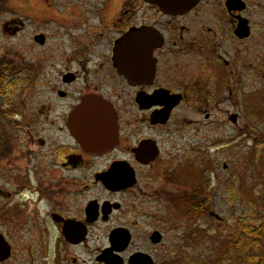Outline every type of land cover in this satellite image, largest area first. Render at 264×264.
Wrapping results in <instances>:
<instances>
[{
	"label": "flooded vegetation",
	"instance_id": "1",
	"mask_svg": "<svg viewBox=\"0 0 264 264\" xmlns=\"http://www.w3.org/2000/svg\"><path fill=\"white\" fill-rule=\"evenodd\" d=\"M195 1L177 13L149 0L14 1L2 28L17 40L15 80L36 93L15 112L22 137L0 128V264L50 246L58 262L68 250L71 264L75 251L103 264L115 232L128 237L123 264H162L183 222L216 217L214 129H246L237 103L264 70L247 52L255 0Z\"/></svg>",
	"mask_w": 264,
	"mask_h": 264
},
{
	"label": "rangeland",
	"instance_id": "2",
	"mask_svg": "<svg viewBox=\"0 0 264 264\" xmlns=\"http://www.w3.org/2000/svg\"><path fill=\"white\" fill-rule=\"evenodd\" d=\"M14 1L0 2V59H5L14 67L15 75L10 79L13 89H9L1 99H6L5 111H11L12 114L5 112L6 118L11 116L7 120L0 114V128L3 130H0V133L12 143L23 136L22 130L20 129L19 133L15 128V112H18L21 106L29 104L36 93L31 81L23 85L19 80H15L16 61L19 59L17 40L13 33L10 34L2 28L6 21L14 19L19 12ZM249 11L254 24V34L248 41L247 52L251 57L262 60L259 63L264 70V0L251 2ZM22 41L25 42V39ZM25 54L29 62H34L28 53ZM246 86V97L243 98L245 107L241 106L240 109L237 103L236 108L245 119L246 129L240 130L232 126L224 130L217 127L214 129L213 211L219 217L211 216L205 219L198 216L192 226L191 223L187 226L183 222L176 234L177 237L182 236L177 247L171 252L161 251L160 260L165 259L162 264H246L247 261L243 257L252 255H257V260L264 264V260L258 257L260 249L257 248L255 252L253 248H247V245L251 244L243 240V234L239 236L235 232L248 222L258 224L264 220V72L258 71L252 77L247 76ZM237 99L240 98H234L235 101ZM220 117L219 114L215 115V119ZM5 124L7 125L4 126ZM242 126L240 123V127ZM188 227L193 230L190 231ZM104 244V241L97 242L100 246ZM38 249L36 255H17L9 264H71V258L74 256L73 251L67 250L63 254L64 259L58 262L52 246L46 251ZM75 252L80 258L78 264H97L91 253Z\"/></svg>",
	"mask_w": 264,
	"mask_h": 264
},
{
	"label": "water",
	"instance_id": "3",
	"mask_svg": "<svg viewBox=\"0 0 264 264\" xmlns=\"http://www.w3.org/2000/svg\"><path fill=\"white\" fill-rule=\"evenodd\" d=\"M151 3L157 5L160 9L169 13L184 12L191 8L196 2L195 0H149ZM250 32L249 26L244 22L239 24L236 33L240 37L248 36ZM118 233V239H114L113 235L110 238V247L103 250L101 255L97 258L103 264H123L122 258L117 254L118 251L128 243V237L123 233ZM123 235V236H122ZM9 256V249H4L0 245V260L5 259ZM129 264H153L152 260L145 254H137L129 260Z\"/></svg>",
	"mask_w": 264,
	"mask_h": 264
},
{
	"label": "trees",
	"instance_id": "4",
	"mask_svg": "<svg viewBox=\"0 0 264 264\" xmlns=\"http://www.w3.org/2000/svg\"><path fill=\"white\" fill-rule=\"evenodd\" d=\"M11 64L7 62L5 59H0V99L2 96L11 88L10 79L13 78L14 75V67L10 66ZM6 100V99H5ZM264 219V218H263ZM241 227V228H240ZM237 234L241 236L242 234L245 236L243 240L248 241L250 245H247V248H253L254 251L259 248L260 252H258V257L261 260H264V220L260 221L258 224H254L248 222L244 226H240ZM262 248V251H261ZM256 252V251H255ZM256 254V253H255ZM257 256V255H256ZM255 255L243 258L246 259V264H261L260 260L258 261Z\"/></svg>",
	"mask_w": 264,
	"mask_h": 264
}]
</instances>
